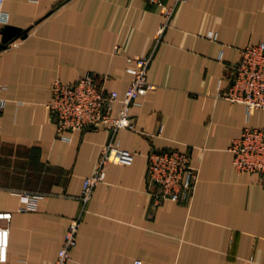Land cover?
Segmentation results:
<instances>
[{"label": "crops", "instance_id": "crops-1", "mask_svg": "<svg viewBox=\"0 0 264 264\" xmlns=\"http://www.w3.org/2000/svg\"><path fill=\"white\" fill-rule=\"evenodd\" d=\"M0 10V28L29 27L0 47V211L12 212L0 264H54L111 138L134 160L107 165L65 264H264V187L258 173L236 170L231 149L246 125L264 127V109L248 113L219 94L241 48L264 41V0H184L161 33L165 6L147 0H4ZM134 55L151 56L153 84L131 106L135 127L60 137L47 106L52 83L95 72L123 95ZM152 147L189 151L198 169L189 201H155ZM24 192L40 194L34 207Z\"/></svg>", "mask_w": 264, "mask_h": 264}, {"label": "built area", "instance_id": "built-area-1", "mask_svg": "<svg viewBox=\"0 0 264 264\" xmlns=\"http://www.w3.org/2000/svg\"><path fill=\"white\" fill-rule=\"evenodd\" d=\"M3 1L0 0V7ZM147 1L165 6L166 22L160 29L161 33L177 4L184 0H175L173 5H165L163 0ZM2 16L0 10V23L3 22ZM207 35L212 39L217 38L214 30H210ZM150 61V55L127 58L126 70L132 74V80L123 95L117 89H107L95 72L83 74L71 82L57 78L51 85L52 98L47 103L56 123L57 134L62 138H69V132L74 130L109 126L114 135L121 127L134 128L131 106L139 96L153 87L148 81ZM227 77L230 82L220 90L222 97L243 103L248 113L264 109V41L242 47L239 60L229 65ZM3 87L0 84V111L6 105V98L1 95ZM117 102H121V107L116 113ZM231 149L236 170L258 173L259 183L264 187V127L246 125L240 136L233 140ZM134 157L132 150L118 146L113 138L103 146L93 172L84 180L80 195L81 212L71 218L54 264H65L70 259L71 250L77 242L83 212L87 209L96 185L105 180L107 165L112 162L131 164ZM147 181L155 201L171 199L187 202L194 194L198 169L192 164L187 150L152 147L148 152ZM24 195L28 208L34 207V201L40 196L30 192H24ZM11 217L12 212L0 211V261L8 258Z\"/></svg>", "mask_w": 264, "mask_h": 264}, {"label": "water", "instance_id": "water-1", "mask_svg": "<svg viewBox=\"0 0 264 264\" xmlns=\"http://www.w3.org/2000/svg\"><path fill=\"white\" fill-rule=\"evenodd\" d=\"M29 31L28 28H23L21 26H17L14 24H4L0 28V32L2 33V42L0 44L1 48H6L8 44L18 38V37H26Z\"/></svg>", "mask_w": 264, "mask_h": 264}]
</instances>
